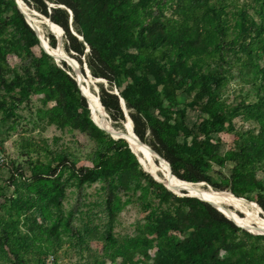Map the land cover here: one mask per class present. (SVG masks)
<instances>
[{"label": "trees", "instance_id": "1", "mask_svg": "<svg viewBox=\"0 0 264 264\" xmlns=\"http://www.w3.org/2000/svg\"><path fill=\"white\" fill-rule=\"evenodd\" d=\"M20 1L43 16V23L56 37L60 38L61 34L62 50L67 56L78 65L83 59L90 77L99 78L108 86L115 87L117 80L128 77L123 63H128L133 72L139 70L143 82L150 83L149 73L172 51L171 56L165 60L167 67L162 70L164 78L157 74L152 78L155 83L167 85L173 75L177 77L178 84L189 81L192 87H197L199 96L205 97L201 112L210 117L208 127L199 123L196 128L188 129L184 134L187 140L179 143L178 122L171 119L169 114L177 102L168 100L163 104L162 100L156 101V117L146 120L143 116L149 107L145 100L149 91L136 96L141 85L137 80H132L125 86L127 95H117L108 87L97 83V97L101 107L111 122L124 120V108L137 147L140 142L135 137L165 160L167 169L177 179L189 183L205 182L213 190L226 189L235 197L243 198L246 194L255 192L256 204L249 197L244 199L252 201L264 213V196L256 192L264 182V128L256 134L251 131L239 133L238 145L221 153V145L217 140H212V135L231 130L230 118L236 115L238 107L245 105L239 104L240 106L229 107L225 111L220 107L213 109L212 89L218 86L219 77L213 76L209 71L197 75L194 63H187L193 57L208 54L209 48L221 50L226 37L225 21L222 18L225 6L223 0H180L174 6L178 17L172 22L160 19V14L155 13L154 5L157 0ZM254 5L260 19L259 24H252L254 36L250 37L242 32L235 38L239 39V47L247 56L251 51L246 40L254 41L259 38L260 33H264V0L254 1ZM24 14L30 22L32 18L27 13ZM46 18L57 25L61 33ZM7 28L9 30L5 32ZM52 33L44 34V37L54 47L56 38H53ZM38 43V38L14 1L0 0V106L6 99L11 103L26 102L32 94L41 92L43 101L54 102L46 112L48 123L58 128L70 126L89 136H102L110 140L106 129L99 128L93 120L95 125L91 123L87 101L85 102L87 98V105L90 107V100L83 88L81 90L85 100L79 94L69 67L61 60L58 64L54 63L42 51L40 56L36 55L34 49L38 48ZM8 45H15L19 52V62L15 67H10L5 59L4 49ZM53 50L63 56L58 47ZM70 58L67 59L75 67ZM262 77L264 72L258 76L259 79ZM209 80L210 86L206 85ZM119 98L123 100V108ZM128 119L126 122L130 127ZM146 133L149 139H146ZM123 140H113L115 149L100 156L97 163L91 166L74 167L65 156L57 155L56 162L51 167L50 157L49 162L31 175L35 183L31 184L32 193L24 200L26 209H29L30 224L19 232L17 228L15 231L10 229L8 221H4L0 244L9 245L11 236L16 233V240H23L21 246L18 242L19 247L25 251L28 245L25 241H29L34 229L58 235V227H69L71 217V214L60 212L61 198L67 182L70 181L69 185L78 191L86 185L99 182L98 189L102 198L98 206L105 216L102 225L103 247L119 250V264H124L128 249L137 245L146 246L151 241L155 246L154 256L146 264H264V235L251 234L235 226L232 220L225 218L204 201L175 195L147 174L145 177L153 186L152 203L142 204L141 211L146 221L145 227L153 238H125L127 246L123 245V241L112 238L110 229L116 211L114 200L117 199V193L139 188L143 175L138 161L127 147L128 143L124 140L126 145ZM225 160L232 162V166L226 170V176L217 171L223 178L220 182L211 180L205 174L207 164L220 169ZM258 171L261 172V178L258 177ZM64 172L65 177L62 175ZM43 213L51 214L46 220L47 224L36 221L38 216H44ZM87 229L84 222L81 226L83 234H86ZM225 231L231 233L232 238L223 243L221 232ZM169 232L179 234L173 244L167 241ZM76 234L79 235V229ZM217 242H221V252L213 253L211 247ZM9 250L17 259L20 249L15 250L9 246Z\"/></svg>", "mask_w": 264, "mask_h": 264}, {"label": "rangeland", "instance_id": "2", "mask_svg": "<svg viewBox=\"0 0 264 264\" xmlns=\"http://www.w3.org/2000/svg\"><path fill=\"white\" fill-rule=\"evenodd\" d=\"M254 1L258 2L260 0H223L225 6L222 18L225 21L226 37L222 43L221 50L216 51L209 48L208 54L193 57L187 61L188 64L194 63L197 75L209 71L213 76L219 77L218 86L212 89L213 109L220 107L225 111L229 107L240 106L239 104L245 105V107H238L236 115L230 118L231 130L212 135V140H217L220 143L221 153L238 145L239 137L237 136L239 133L251 131L256 134L258 130L264 128V77L258 78L259 74L264 72V33H260L259 38L254 41L248 42L246 40V45L251 51L249 56L240 49L239 39L235 40L236 36L242 32L250 37L254 36L252 24L257 25L260 23ZM179 2L180 0H157L154 5L155 13L160 14V19L165 18L169 22L175 21L178 16L175 13L174 6ZM20 6L32 18L29 23L33 28L37 26L38 31L35 29L40 34L38 48L34 49V53L40 56V51H42L57 64L60 60L63 61L62 58H65V56L70 58L62 50L61 37H57L56 40L53 36L55 39L54 47L47 43L44 34H51L52 32L43 24V16L23 3ZM17 9L19 10L18 7ZM19 12L21 11L19 10ZM262 26H264V22ZM8 30L7 28L5 32H8ZM59 39L60 45L57 43ZM40 40H43L44 46ZM57 47L63 56L56 52H51V49H57ZM18 53L15 45H8L4 49L5 59L10 67H15L18 64ZM171 54L172 51L168 53V57L158 63L156 69L149 73L150 83L143 82L139 70L133 72L128 63H123L128 77L117 80L115 87L113 85L108 86L99 78H91L83 59H81V64L78 65L75 60L70 58L75 64L74 69L64 62L69 67L70 75L79 94L83 96L81 90L83 88L90 100L91 112L83 96L92 124L94 123L91 113L97 124L103 125V127L106 126L109 132L114 135L120 134L118 131L123 132L125 130L124 126L128 125L126 122L128 117L123 108V100L119 98L124 113V120L122 121L111 122L101 105L97 108L99 116L107 119V121L109 120L108 122L112 128L94 113L91 103L92 94L97 95L98 88L96 84L101 83L117 95H127L125 86L132 80H137L141 85L140 89L135 93L136 96H142V94L149 91V94L145 97L149 107L143 116L146 120L156 117L154 108L156 101L162 100L163 104H166L168 100L177 102L176 107L169 114L171 119L178 122L179 137H177V141L182 144L187 140L184 134H186L188 129L196 128L199 123H204L208 127L210 117L201 112L205 97H200L198 88L192 87L189 81L178 84L176 81L177 77L172 75L171 81L168 80L167 85L154 82L152 76L156 74L160 78H164L162 70L167 67L165 60ZM159 70L163 75L158 72ZM75 75L80 77L78 82ZM210 84L211 81L209 80L206 85L210 86ZM6 100L0 106V243H2L1 234L4 221H8L10 229L15 231V228H17L19 232L25 230L30 224L29 209H26L24 200L32 193L31 184L35 183L31 175L34 172H38L37 169L41 168L40 166L49 162L50 157L51 167L55 164L57 155L65 156L69 164H73L72 166L74 167L91 166L97 163L100 156L109 154L115 149V145L112 143L113 140L121 139L116 136H109L110 140L102 136L92 137L77 128L70 126L58 128L54 124L48 123L46 112L53 106L54 102L52 100L43 101L41 92L32 94L26 102L14 101L11 103L8 99ZM252 105H255V107H251ZM145 136L146 139L150 138L147 133ZM145 145L141 146L140 143L138 144L139 150L145 154V161L141 162V159L134 152L140 161L138 164L143 173L140 178V187L135 190L119 191L117 199L114 200L116 211L114 212L110 235L118 241H123L124 246H127L125 238H153V235L145 227L146 221L141 211L142 204L152 203L153 186L145 177L146 174L151 177L147 170L152 169L157 177H161V173L171 176L162 161L160 164L156 163V156L148 148L149 146L147 145L148 147H146ZM129 151L136 158L130 149ZM231 166L232 162L229 160H225L220 169L214 165L207 164L205 174L211 180L220 182L223 177H220L217 171H221V174L226 176V170ZM62 175L65 177L66 173L64 172ZM261 176V172L258 171V177L261 178ZM69 184L70 181L67 182L64 188L60 207L62 214H71L69 227L65 229L63 226H59L58 235L34 229L29 241H25V243H28L25 251L19 247V244L20 246L23 245V240H16L17 235L14 233L15 235L10 238L9 245L0 244V264H40L48 254L53 256L55 264H119L121 260L118 255L119 250L117 248L104 249L103 247L102 225L105 222V216L98 206V202L102 198V194L98 189L100 183L93 182L82 187L79 191ZM191 184L201 189L213 190L205 182ZM219 191L229 193L226 189ZM175 192L183 193L184 191L177 190ZM256 192L264 196V182L256 189ZM246 197L251 198L254 202L255 192L246 194L243 198ZM229 210H232L230 213L233 216L242 217L239 211L231 207H229ZM43 214V218L42 216L36 218L37 223L47 224L46 220L51 217V214ZM260 215L264 217L263 212ZM84 222H86L88 227L86 234H83L81 230ZM252 224L253 228L257 230V225L255 223ZM78 229L79 235L76 234ZM221 234L224 237L221 241L223 243L228 242L232 238V234L227 231L221 232ZM178 237L179 234L177 232H169L167 241L173 244ZM221 242L213 243L211 247L213 253L221 252ZM9 246L15 250L20 249L17 259L12 256ZM154 251L153 241L146 246L137 245L131 247L127 250L124 264H146L154 256Z\"/></svg>", "mask_w": 264, "mask_h": 264}, {"label": "bare ground", "instance_id": "3", "mask_svg": "<svg viewBox=\"0 0 264 264\" xmlns=\"http://www.w3.org/2000/svg\"><path fill=\"white\" fill-rule=\"evenodd\" d=\"M16 1H17V7L19 8V10L22 12V14L24 15L25 19L27 20L25 14H24L26 12H24L22 10V7L20 6L22 4V2L19 1V0H16ZM24 7H26V6H24ZM27 22L29 23L28 20H27ZM50 23L53 24L52 22H50ZM29 25L32 27V25L30 23H29ZM53 25L57 26L55 24H53ZM45 27H46V25H45ZM35 28L37 29V26H35ZM35 28H33V29L36 31ZM37 31H38V29H37ZM37 31H36V33L40 37V34ZM59 33H61L60 32V28H59ZM55 38L57 40L56 36H55ZM40 42L44 46L43 40H40ZM45 48H47V47H45ZM51 52H55V51L53 49H51ZM67 58H64V59L67 61L69 66H72V68H73L72 63ZM75 78H76L77 82L80 79V77L77 76V75H75ZM82 95L85 97V95L83 93H82ZM86 101L88 102L87 98H86ZM91 103H92V109H93L94 113L96 114V116L98 118H100L101 120L106 121L107 124L109 126H111L109 124V122H108L109 120L107 121V119L101 118V116H99V114H98L97 108L100 107V104H99V100L97 98V95L95 96L94 94H92ZM88 107H89V105H88ZM89 109H90V107H89ZM90 112H91V109H90ZM91 118H92L94 123L99 128L106 129L107 132L111 136H114V137L115 136L116 137L120 136L121 138H123L128 143V146H129L130 150L133 153L135 152L137 154V156L141 159V162H143V160L145 161V159H146L145 158V154H143L139 150V148L137 147V145L135 143V140H134V136L135 135H133V133H132V131H131V129H130V127L128 125L124 126L125 130L123 132L117 130L120 134H122L124 136L123 137L120 134L114 135L112 132H109V129L106 126L103 127V125L102 126L98 125L97 122L95 121L92 113H91ZM136 140L138 141V143L140 142L137 138H136ZM140 143H141L142 146L145 145V144L143 145L142 142H140ZM145 146L148 147L147 145H145ZM151 152L156 156L155 160L157 161V163L160 164L161 161H163V163L165 165V169L169 173V170L167 169L165 161L162 160L161 158H159L154 153V151L151 150ZM136 154H135V156H136ZM137 156H136V158L138 159ZM147 172H149V174H151L153 177H155L158 181H161L164 184V186H166L167 189H170L173 192H175L177 190H182V191H184L183 192L184 195L196 196L198 198H204V199L210 200L213 203V205L217 208V210L219 212H221L226 218L238 223L240 226L244 227L245 229H247L249 231H252V232L257 231V232L264 233V217L260 215V209L255 204H253L252 202L248 201L247 199H244L242 197H235L232 194L224 193V192H221L219 190L215 191V190H209V189H201L199 187H196V186L192 185L189 182H186V181H183V180H180V179L178 180V179H175L174 177H171V176H166L163 173H161V177H157L152 169L151 170H147ZM229 207L235 209L236 211H239L242 214V217L241 216H237V215L233 216V214L230 213V211H232V210H229ZM252 223H255L257 225V230H255V228H253V224Z\"/></svg>", "mask_w": 264, "mask_h": 264}, {"label": "water", "instance_id": "4", "mask_svg": "<svg viewBox=\"0 0 264 264\" xmlns=\"http://www.w3.org/2000/svg\"><path fill=\"white\" fill-rule=\"evenodd\" d=\"M20 1V0H19ZM14 3H16V5H17V1L16 0H14ZM20 13H22V12H20ZM23 16V15H22ZM23 18H24V20L26 21V23L29 25V23L27 22V20L25 19V17L23 16ZM48 21H49V19L48 18H46ZM29 27L34 31V33H35V35H36V37L39 39L40 37L37 35V33H36V31L29 25ZM61 30V29H60ZM60 37H61V34H60ZM58 43V45H60V39H59V42H57ZM62 60L63 61H65L66 62V64L67 65H69L68 63H67V61L64 59V58H62ZM72 60V59H71ZM71 68H72V66H70ZM73 69V68H72ZM98 98V97H97ZM130 123V122H129ZM105 134H107V135H109L108 133H106L105 132ZM109 136H111V135H109ZM111 137H113V136H111ZM118 138H121L120 136H117ZM121 139H123V138H121ZM155 153V152H154ZM159 158H161L157 153H155ZM162 159V158H161ZM136 160L139 162V160L136 158ZM163 160V159H162ZM165 161V160H164ZM166 162V161H165ZM166 164H167V162H166ZM168 165V164H167ZM169 167V166H168ZM169 170V173H170V175L171 176H173L175 179H177L172 173H171V171H170V169H168ZM149 173V172H148ZM156 182H158V183H161L163 186H164V184L161 182V181H158L155 177H153L151 174H149ZM179 180V179H178ZM165 188H166V186H164ZM167 189V188H166ZM170 192H172V193H174L175 195H177V196H190V195H184L183 193H175V192H173L172 190H170V189H168ZM229 194H231L230 192H229ZM190 197H195V198H197V199H199V200H201V201H204V202H206V203H208L210 206H212L213 208H215L216 210H217V208L213 205V203L210 201V200H207V199H204V198H198V197H196V196H190ZM260 209V208H259ZM218 211V210H217ZM221 213V212H220ZM260 213L262 214V211H261V209H260ZM223 215V214H222ZM224 216V215H223ZM225 217V216H224ZM226 218V217H225ZM228 219V218H227ZM235 226H237V227H239V228H241V229H243V230H246L247 232H249V233H251V234H261V235H264V233H262V232H257V231H255V232H252V231H249V230H247V229H245L244 227H242V226H239V225H237V224H235L233 221H231Z\"/></svg>", "mask_w": 264, "mask_h": 264}, {"label": "built area", "instance_id": "5", "mask_svg": "<svg viewBox=\"0 0 264 264\" xmlns=\"http://www.w3.org/2000/svg\"><path fill=\"white\" fill-rule=\"evenodd\" d=\"M42 264H55L54 258L52 255H46L42 261Z\"/></svg>", "mask_w": 264, "mask_h": 264}]
</instances>
